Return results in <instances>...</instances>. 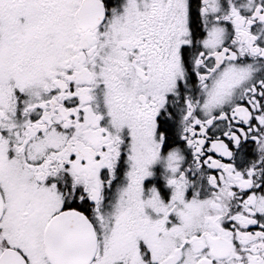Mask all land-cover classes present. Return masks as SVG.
I'll return each mask as SVG.
<instances>
[{"label":"snow or ice","instance_id":"obj_1","mask_svg":"<svg viewBox=\"0 0 264 264\" xmlns=\"http://www.w3.org/2000/svg\"><path fill=\"white\" fill-rule=\"evenodd\" d=\"M0 264H264V0H0Z\"/></svg>","mask_w":264,"mask_h":264}]
</instances>
